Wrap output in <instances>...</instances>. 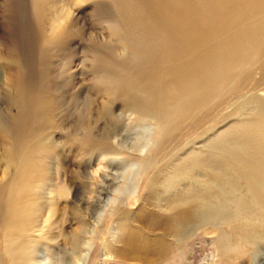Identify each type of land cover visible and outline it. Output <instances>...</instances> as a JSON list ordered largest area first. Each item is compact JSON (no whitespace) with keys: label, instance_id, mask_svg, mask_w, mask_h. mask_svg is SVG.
Returning <instances> with one entry per match:
<instances>
[{"label":"rangeland","instance_id":"1","mask_svg":"<svg viewBox=\"0 0 264 264\" xmlns=\"http://www.w3.org/2000/svg\"><path fill=\"white\" fill-rule=\"evenodd\" d=\"M257 7L258 0H0V119L8 129L0 130V183L23 174L13 183L23 186L21 206L33 205L32 264H135L117 255L125 224L149 240L165 238L170 249L155 264H264L256 216L224 222V205L235 213L245 189L240 183L224 193L219 148L227 132L252 119L254 91L226 109L224 100L214 104L160 153L162 123L114 99L121 87L143 99L156 83L152 69L181 48L223 58L253 42L262 27H255ZM102 139L110 151H100ZM16 149L17 165L7 168L2 157ZM185 201L194 203L192 220L166 232L165 219ZM242 223L256 228L251 239L232 232ZM6 236L0 232V257L14 239ZM224 237L242 250L224 258Z\"/></svg>","mask_w":264,"mask_h":264},{"label":"bare ground","instance_id":"2","mask_svg":"<svg viewBox=\"0 0 264 264\" xmlns=\"http://www.w3.org/2000/svg\"><path fill=\"white\" fill-rule=\"evenodd\" d=\"M257 8L255 27L261 23L262 27L258 32L254 28L256 35L253 37L255 39L253 42L244 41L235 51L221 55L223 58L217 55L219 51H189L186 47L181 48L176 53H172V57L163 59L152 69L151 77L156 83L150 87L148 94L142 95L143 99L136 98L126 87L116 88L114 99H122L123 105L132 109L137 116H152L162 123L163 138L159 145L157 144V152L160 153L165 150L169 138L176 137L177 132L181 131L185 124L193 122L199 114L214 104L224 100V109H226L238 95L254 91L255 94L249 99V104L252 105V119L237 129L227 132L224 135V145L218 146L220 149L224 146V157L221 160L222 164L224 163V193L225 188L233 190L240 183L245 189V195L237 202L235 213L226 211L224 205V222L232 218L226 219V216L230 215L236 219L241 212H248L256 216L260 222L259 226L264 230V0H258ZM55 29L53 26L51 30L55 31ZM257 43L260 44L256 51H250ZM159 71H163V74L158 73ZM261 92L263 94L260 95ZM193 93H196L197 98L188 101V97ZM142 96L140 95V98ZM5 125L6 122L0 119V130L8 134ZM99 146L101 152L110 151L105 139H102ZM18 157L19 151L16 149L10 150L2 158L9 168L10 165H17ZM191 166L188 165L187 168ZM177 173L180 171H176ZM21 175L23 174L16 172L12 174V182L7 186L0 183V232L5 236L8 233L14 238L1 254L0 264H32L35 259L31 256L35 246L29 245L31 241L27 237L29 227L34 221L27 213L32 210L33 205L30 201L29 204L24 203L25 205L21 206L25 200V195L22 194L23 186L13 183ZM217 178L218 175L211 176V180ZM182 204L183 206L172 216L165 219L163 229L166 232H176V227L187 225L192 220L194 203L185 201ZM226 212L228 213L225 214ZM75 216L79 222L77 211ZM146 225L150 227L152 223L148 221ZM241 225L240 229L236 226L232 227V232L239 235L250 232V235L245 234V236L246 239H251V235L257 231L256 228L248 223ZM141 232V229H134L129 224H125L122 230L125 248L117 254L120 262L155 264L166 257L170 247L165 238L158 235L149 240ZM227 241L224 237V258H229L242 250L241 243ZM79 242L80 235L75 234L72 237L73 251L79 250Z\"/></svg>","mask_w":264,"mask_h":264}]
</instances>
